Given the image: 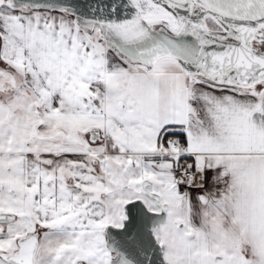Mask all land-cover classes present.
I'll use <instances>...</instances> for the list:
<instances>
[{
	"label": "snow or ice",
	"instance_id": "snow-or-ice-1",
	"mask_svg": "<svg viewBox=\"0 0 264 264\" xmlns=\"http://www.w3.org/2000/svg\"><path fill=\"white\" fill-rule=\"evenodd\" d=\"M0 264H264V0H0Z\"/></svg>",
	"mask_w": 264,
	"mask_h": 264
}]
</instances>
